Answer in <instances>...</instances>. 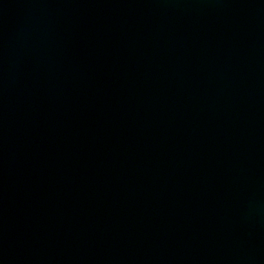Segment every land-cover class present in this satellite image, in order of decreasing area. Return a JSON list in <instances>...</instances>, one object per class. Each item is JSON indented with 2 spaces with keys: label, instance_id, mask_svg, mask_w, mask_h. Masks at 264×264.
Instances as JSON below:
<instances>
[{
  "label": "water",
  "instance_id": "95a60500",
  "mask_svg": "<svg viewBox=\"0 0 264 264\" xmlns=\"http://www.w3.org/2000/svg\"><path fill=\"white\" fill-rule=\"evenodd\" d=\"M0 264H264V0H0Z\"/></svg>",
  "mask_w": 264,
  "mask_h": 264
}]
</instances>
